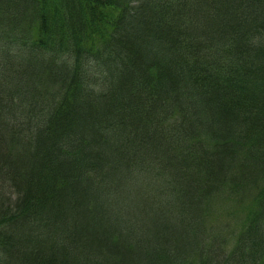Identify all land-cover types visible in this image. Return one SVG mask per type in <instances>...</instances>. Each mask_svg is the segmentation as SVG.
<instances>
[{
	"label": "trees",
	"instance_id": "16d2710c",
	"mask_svg": "<svg viewBox=\"0 0 264 264\" xmlns=\"http://www.w3.org/2000/svg\"><path fill=\"white\" fill-rule=\"evenodd\" d=\"M0 264H264V0H0Z\"/></svg>",
	"mask_w": 264,
	"mask_h": 264
},
{
	"label": "rangeland",
	"instance_id": "374dc122",
	"mask_svg": "<svg viewBox=\"0 0 264 264\" xmlns=\"http://www.w3.org/2000/svg\"><path fill=\"white\" fill-rule=\"evenodd\" d=\"M224 209L229 212L234 211V207L231 205V203L228 200H223L219 203L214 204L213 207H211L209 219L217 223L226 222V216L223 213Z\"/></svg>",
	"mask_w": 264,
	"mask_h": 264
}]
</instances>
